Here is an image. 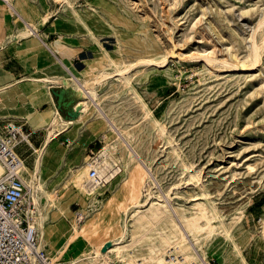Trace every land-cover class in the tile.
I'll use <instances>...</instances> for the list:
<instances>
[{"label":"rangeland","instance_id":"obj_1","mask_svg":"<svg viewBox=\"0 0 264 264\" xmlns=\"http://www.w3.org/2000/svg\"><path fill=\"white\" fill-rule=\"evenodd\" d=\"M10 3L12 9L0 0V88L12 87L0 94L7 95L0 127L22 130L19 150L29 167L47 133L32 128L30 113L55 108V102L61 116L72 119L81 99L72 90L78 80L133 66L128 83L114 74L96 86L102 115L91 106L45 154L47 190L66 214L64 221L55 215L50 220L47 253L60 264H74L93 246L120 236L126 211L145 203L147 192L133 186L126 171L95 191L97 202L83 197L84 186L74 187L72 171L92 162L108 141H119L108 126L114 123L134 127L122 140L152 168L153 192L164 196L178 219L179 208L187 216L199 205L217 208L229 233L216 232L206 258L198 252L202 260L264 264V31H255L264 0ZM254 39L260 60L247 69ZM33 83L50 104H33L26 93ZM236 216L241 218L233 223ZM75 220L79 237L63 247Z\"/></svg>","mask_w":264,"mask_h":264},{"label":"bare ground","instance_id":"obj_2","mask_svg":"<svg viewBox=\"0 0 264 264\" xmlns=\"http://www.w3.org/2000/svg\"><path fill=\"white\" fill-rule=\"evenodd\" d=\"M3 1L7 2L12 9L11 0ZM30 26L31 30L34 31L36 29V25L29 23ZM258 30L264 31V15L255 27V31L257 32ZM259 57L260 47L254 39L252 45V64L244 66V68L250 69L254 67L259 62ZM109 60L112 64L115 63L111 57H109ZM142 63H149V61H142ZM132 67L127 66L121 69L117 66L113 72L98 71V75H93L89 80H78L72 90L81 99L74 103L72 119L67 120L63 118L56 108L55 102L51 103V106L54 105L55 108L51 107L44 112L30 113L29 117H27L34 130L45 128L47 132L43 147L41 149L34 148L33 168L29 167L26 159L21 155L23 164L19 169V173L23 175L30 186L34 197V225L40 233V250H45L52 242L50 234V229L52 228L50 220L52 216H57L60 221H64L66 217L63 208H60L57 200L54 199L55 195L47 190V182L44 175L45 154L49 151L50 145L58 137L67 133L77 122L84 119L90 111L91 106L95 108L96 113L102 115L95 105L96 101H99L96 86L110 79L114 74L121 76L123 82L128 83L127 74L131 71ZM43 82H46V80H43ZM63 84L68 85L67 82H63ZM11 88V86L0 88V94ZM144 106L145 104H143ZM148 116L149 113H146V118ZM108 126L119 141L116 143H109L108 141L106 146L99 151L93 163L90 161L86 162L85 165H78L77 169L72 171L71 179L72 181L75 180L74 187L76 186L79 190L84 186L83 191H85V194H83V197H89L88 200L97 202L95 191L99 187L110 185L115 178L126 171L133 186L140 185L142 192H147V199L145 203H133L126 211V218L123 220L120 236L109 239L106 242L107 244L105 243L98 249L93 246L91 251L85 253L73 263L204 264L205 261L198 255V252H201L206 258L209 242L216 232L222 230L226 234L229 233V229L225 222L221 220L217 208L211 206L210 209H207L199 205L198 211L189 216L184 215V210L179 208L177 212L180 219H178L169 209L164 196L160 192H153V186L156 185L152 168L147 165L144 166V163L142 164L138 159V154H136L134 149L122 140L124 135L127 137L131 135L130 130L134 129V127L122 129L114 123H109ZM9 127H13L14 131L22 133L21 129L13 125H9ZM136 127L139 126L137 125ZM91 166H94L97 170V180L91 178ZM4 172L5 168L0 164V175H3ZM84 182L87 183L84 184ZM81 193L82 191H78V194L82 196ZM42 198H45V203H41L40 200ZM81 214V212L76 214V217L82 216ZM240 218L241 216L234 217L233 223ZM215 220H218V225H215ZM64 233L63 247H66L74 238L79 237V224L77 220L73 221L72 227L67 228ZM204 257L203 259H205ZM50 258L54 259L51 256ZM205 264L208 263L205 262Z\"/></svg>","mask_w":264,"mask_h":264},{"label":"built area","instance_id":"obj_3","mask_svg":"<svg viewBox=\"0 0 264 264\" xmlns=\"http://www.w3.org/2000/svg\"><path fill=\"white\" fill-rule=\"evenodd\" d=\"M20 142L21 133L13 127L7 131L0 127V164L5 168L0 175V264H60L39 248L34 197L19 173L23 164ZM91 178L97 180L94 166H91Z\"/></svg>","mask_w":264,"mask_h":264},{"label":"crops","instance_id":"obj_4","mask_svg":"<svg viewBox=\"0 0 264 264\" xmlns=\"http://www.w3.org/2000/svg\"><path fill=\"white\" fill-rule=\"evenodd\" d=\"M68 69V68H67ZM70 72V71H69ZM20 84V83H19ZM30 86H33L32 87V91H30V90H28L26 93H27V95L31 98V99H33L34 101H33V104L36 106L37 104H42V102H48V104H50L51 102H50V100H49V98L48 97H46V96H44L43 95V93L42 92H40V91H37L36 90V83L34 84L33 83V85H30ZM7 94V93H6ZM4 96H1V99H0V101H1V103H0V107H1V105H3L4 104V100H5V96H7V95H5V94H3ZM33 96H34V98H33ZM0 110H1V108H0ZM43 112V111H42Z\"/></svg>","mask_w":264,"mask_h":264}]
</instances>
